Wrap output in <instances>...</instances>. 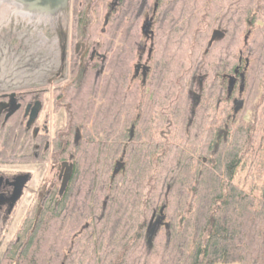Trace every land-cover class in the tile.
I'll use <instances>...</instances> for the list:
<instances>
[{
    "label": "trees",
    "instance_id": "1",
    "mask_svg": "<svg viewBox=\"0 0 264 264\" xmlns=\"http://www.w3.org/2000/svg\"><path fill=\"white\" fill-rule=\"evenodd\" d=\"M69 2L68 78L34 92L72 172L0 264H264V0Z\"/></svg>",
    "mask_w": 264,
    "mask_h": 264
},
{
    "label": "rangeland",
    "instance_id": "2",
    "mask_svg": "<svg viewBox=\"0 0 264 264\" xmlns=\"http://www.w3.org/2000/svg\"><path fill=\"white\" fill-rule=\"evenodd\" d=\"M19 9L14 2L0 0V92L52 85L58 80H67L71 55L69 0L65 8L52 16L33 14ZM89 55V53L85 55L86 62H89ZM45 98L48 100L46 108L50 110L51 94H46ZM48 120L50 132L54 133L64 124V109L62 108ZM32 150L33 147L28 148V151ZM50 165L51 160L48 158L41 165L22 166L34 170L36 179L31 183L30 190L26 193L11 226L7 229L5 241L0 247V257L9 240L15 236V231L27 210L26 206L35 200L32 198V189L36 180L44 177L48 181L50 178ZM36 209L37 205H34L31 215L35 214ZM16 241L18 243L20 237H15ZM216 264L239 263L218 262Z\"/></svg>",
    "mask_w": 264,
    "mask_h": 264
},
{
    "label": "flooded vegetation",
    "instance_id": "3",
    "mask_svg": "<svg viewBox=\"0 0 264 264\" xmlns=\"http://www.w3.org/2000/svg\"><path fill=\"white\" fill-rule=\"evenodd\" d=\"M87 51L88 48L85 49V52ZM36 87L14 90L12 92H0V118L5 119L0 126V141L3 143L8 142L13 130L9 120L20 117L24 132L21 137H19L17 132L13 143L10 144L9 150L11 152L8 155L11 156L12 148L16 147V143L19 140L17 154L26 159L17 161L0 160V231L4 229L7 221L13 215L9 227L11 226L26 193L30 190L31 183L36 179L34 170L26 168V166L23 168L22 166L43 164L51 150V140L47 139L46 135L51 134L48 119L53 117L54 114L46 111L45 104L47 99L43 98L42 93L34 92L37 90ZM27 91H33V93L26 95ZM34 109L36 110V115L34 120H31V114ZM18 129V127L15 128V130ZM29 147H33V150L28 151ZM2 149L3 146H0V157L3 153ZM68 165H72L70 160H64L60 163L51 162V176L48 181L44 177L36 180L32 189V198L35 200L31 203V211L34 205H37V209L35 214L31 215L32 217L37 218L40 214L43 208L41 205L43 197H51L64 187L66 184L63 182L64 171ZM24 175H26V178H22ZM45 188L48 190L47 193H45Z\"/></svg>",
    "mask_w": 264,
    "mask_h": 264
},
{
    "label": "bare ground",
    "instance_id": "4",
    "mask_svg": "<svg viewBox=\"0 0 264 264\" xmlns=\"http://www.w3.org/2000/svg\"><path fill=\"white\" fill-rule=\"evenodd\" d=\"M8 1L14 2L21 10H24L26 12H31L33 14L35 13V14L46 15V16L55 15L57 12L60 11V9L65 8L67 5V0H64L63 2H60L59 4H56V5H52L50 3H43L41 0H31V1L30 0H8Z\"/></svg>",
    "mask_w": 264,
    "mask_h": 264
},
{
    "label": "water",
    "instance_id": "5",
    "mask_svg": "<svg viewBox=\"0 0 264 264\" xmlns=\"http://www.w3.org/2000/svg\"><path fill=\"white\" fill-rule=\"evenodd\" d=\"M31 1V0H30ZM43 3H50L52 5H56V4H59L60 2H63L64 0H41ZM68 2V0H67ZM144 5V2L142 3V6ZM151 21H149L147 24L149 25ZM249 33L250 31L247 32L246 34V39L248 38L249 36ZM35 115H36V110L34 109L32 114H31V120H34L35 118ZM72 172V165H68L66 168H65V171H64V178H63V182L66 183L70 177V174ZM22 178H26V175H24ZM163 217V216H162Z\"/></svg>",
    "mask_w": 264,
    "mask_h": 264
}]
</instances>
